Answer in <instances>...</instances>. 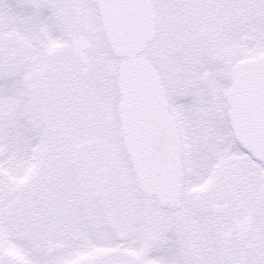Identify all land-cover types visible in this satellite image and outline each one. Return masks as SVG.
Returning <instances> with one entry per match:
<instances>
[{
  "label": "snow or ice",
  "instance_id": "obj_1",
  "mask_svg": "<svg viewBox=\"0 0 264 264\" xmlns=\"http://www.w3.org/2000/svg\"><path fill=\"white\" fill-rule=\"evenodd\" d=\"M0 264H264V0H0Z\"/></svg>",
  "mask_w": 264,
  "mask_h": 264
}]
</instances>
